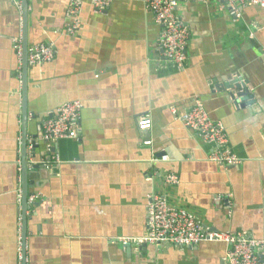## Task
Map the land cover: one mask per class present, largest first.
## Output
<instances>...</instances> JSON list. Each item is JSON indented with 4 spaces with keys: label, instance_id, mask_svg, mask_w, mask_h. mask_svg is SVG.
I'll return each mask as SVG.
<instances>
[{
    "label": "crops",
    "instance_id": "crops-1",
    "mask_svg": "<svg viewBox=\"0 0 264 264\" xmlns=\"http://www.w3.org/2000/svg\"><path fill=\"white\" fill-rule=\"evenodd\" d=\"M80 1L82 29L72 37L64 29L70 0H28L27 48L52 44L55 56L25 73V149L33 143L35 167L47 171L26 165L28 195L38 199L24 230L23 76L12 43L22 7L0 0V264H20V241L25 264H223L221 242H120L145 234L151 196L213 232L264 242V12L247 7L236 18L214 0L177 3L174 15L189 31L178 68L158 49L161 29L140 0H113L100 12ZM235 79L249 90L240 106L224 90ZM74 101L82 104L77 139L52 141L48 151L41 119ZM196 104L223 125L224 145L205 143L172 114ZM144 118L151 126L140 131ZM169 174L178 185L166 183Z\"/></svg>",
    "mask_w": 264,
    "mask_h": 264
},
{
    "label": "built area",
    "instance_id": "built-area-1",
    "mask_svg": "<svg viewBox=\"0 0 264 264\" xmlns=\"http://www.w3.org/2000/svg\"><path fill=\"white\" fill-rule=\"evenodd\" d=\"M15 5H20V1L10 0ZM113 0H89L90 5L98 12L109 8ZM146 11L152 14L157 26L160 27L158 49L163 57L177 66L182 68L186 60V51L189 44V31L183 27L181 21L174 15L177 3H200L206 4L213 0H140ZM227 8L233 17H238V12L247 7L258 8L264 12V0H214ZM82 11V2L80 0H70L69 7L66 11L64 29L67 35L74 36L82 29L80 14ZM13 48L22 63V33L12 39ZM55 56V49L52 44H38L27 48V65L36 67L50 62ZM238 80V79H236ZM239 83L245 84L239 80ZM246 85V84H245ZM247 89V87H246ZM248 93L249 90L247 89ZM240 98L238 102L240 106ZM82 104L79 101L69 102L47 117L40 121V138L48 148L50 143L61 139H77L80 112ZM172 114L183 127L190 129L198 134L205 143H217L222 146L226 143V134L223 125L219 122L212 121L205 112L202 111L200 104L185 112L178 118L176 111L172 109ZM148 118H144L140 125V131L150 129ZM33 143H29L26 149L28 155L29 168L39 166L33 161ZM143 145H150V141H143ZM214 154H212L213 156ZM211 156V159L218 162L235 166L239 160L232 155L229 156ZM52 160L58 162V157H52ZM50 159V161H51ZM47 165V164H46ZM42 166V164L40 165ZM46 167V166H45ZM165 181L171 185H178L179 178L174 174L165 177ZM22 193V192H21ZM38 195L29 194L26 198V210L23 212L22 199L19 197L17 209L19 212V225L28 214V208L37 201ZM223 200L227 211L229 212L230 203L227 199ZM225 200V201H224ZM146 232L138 239H119L124 245L149 244L162 245L168 244L179 248H194L201 242H221L227 246L223 264H264L262 249L264 242L255 239L243 237L240 233L230 232H213L211 229L204 227L189 212L183 209H176L168 206L162 198L157 196L149 197L146 205ZM22 243L18 247L19 263L25 264L21 256Z\"/></svg>",
    "mask_w": 264,
    "mask_h": 264
},
{
    "label": "water",
    "instance_id": "water-1",
    "mask_svg": "<svg viewBox=\"0 0 264 264\" xmlns=\"http://www.w3.org/2000/svg\"><path fill=\"white\" fill-rule=\"evenodd\" d=\"M21 2L22 7V45H23V51H22V91H23V109H22V126H23V136H22V206H23V212L26 210V198L28 195L27 191V175H29L26 167V149H25V125L27 120V108L25 103V96H26V78L25 73L27 69V6H28V0H19ZM235 90L236 93L233 95L231 93V90ZM225 91H229V97L236 101V99L240 98L242 101H246L247 96H249V93L246 89L245 84L239 83V80H233L228 85L224 86ZM44 166L41 167H35L33 171L37 174H43L42 170H45ZM23 229L25 230L26 226V219H23ZM25 232V231H24ZM24 258V256H23Z\"/></svg>",
    "mask_w": 264,
    "mask_h": 264
}]
</instances>
